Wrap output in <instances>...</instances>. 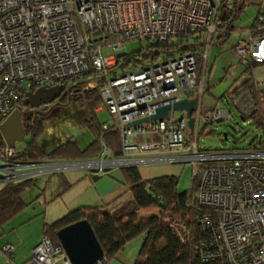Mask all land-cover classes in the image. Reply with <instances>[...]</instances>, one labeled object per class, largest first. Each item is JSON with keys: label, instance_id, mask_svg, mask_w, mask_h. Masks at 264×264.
Segmentation results:
<instances>
[{"label": "built area", "instance_id": "1", "mask_svg": "<svg viewBox=\"0 0 264 264\" xmlns=\"http://www.w3.org/2000/svg\"><path fill=\"white\" fill-rule=\"evenodd\" d=\"M220 5L221 0H0V121L31 86L111 70L126 40L163 42L175 34L202 31L206 51L215 33L227 31L218 17ZM257 22L264 26V14ZM105 46L110 54H103ZM232 48L247 63L264 65V31L236 39ZM196 57L201 58L200 71ZM245 79L247 72L237 84ZM206 88L205 52L183 53L107 75L99 85L100 108L109 115L102 128L118 131L120 153L113 154L99 135L100 150L94 157L23 163L12 161V148L4 144L0 187L66 170L103 175L143 165H188V189L194 192L186 205L199 207L196 223L204 235L195 245L200 261L264 264V148H228L222 141L214 149L198 145L200 133H211V125L228 118L224 105L246 118L254 111V99L247 89L229 87L218 98L221 106L206 110L202 106ZM181 99L194 100L191 129L185 112L172 108L166 118L128 125L150 116L159 105L171 107ZM11 252L10 244L0 247L7 264H13ZM22 264L70 262L63 248L42 234ZM93 264H107V259L102 255Z\"/></svg>", "mask_w": 264, "mask_h": 264}, {"label": "trees", "instance_id": "2", "mask_svg": "<svg viewBox=\"0 0 264 264\" xmlns=\"http://www.w3.org/2000/svg\"><path fill=\"white\" fill-rule=\"evenodd\" d=\"M242 9L243 4L240 3V0H221L218 17L226 26L227 31L225 33L217 32V37H224L233 30V21ZM260 14H264V7L258 8L248 26L253 36H258L264 31L263 24L257 22ZM203 38L204 33L197 31L175 34L163 42L148 39L149 42L145 47L118 55L116 64L111 70L100 73L90 72L62 82L65 91L59 99L61 104L58 106L60 107L67 108L69 106L72 100L69 93L70 87L79 88L76 92H79L78 99L83 101V115H81L78 123L87 130L91 138L90 143L83 149H79L70 140L54 147L45 146L43 143L45 116L39 112L24 111L22 98L26 91L21 92L15 109L20 111L25 141L23 139L24 144L19 151L12 147L9 158L14 162L24 163L39 160L93 157L100 150L99 135L113 154H119L118 131L112 126L103 129L95 112V109L102 104L99 93L101 82L105 81L107 75L122 73L131 70L132 67L144 66L159 58L173 57L183 53L199 54V48L204 44ZM196 60V68L200 71L202 69L201 58L196 57ZM257 63L261 64L260 62H252V64ZM90 79L92 84L88 85L86 82ZM231 87L232 89L238 87L248 89L254 98V111L246 118L238 115L242 120H249L255 131L258 132L251 138L248 147L264 148V91L257 88L252 78L243 80ZM29 89L33 90L34 87L31 86ZM201 131L203 130L201 129ZM3 147L4 142L0 137V152ZM119 171L123 178V184L129 192L130 200L116 203L119 195L100 206L75 208L54 222L43 224L42 234L46 235L51 243L56 245L58 242L55 233L58 229L77 220L85 219L101 247L103 256L107 259V264L123 251L127 243L136 239H140V244L136 257L131 264H218L215 261L201 262L195 250L196 243L204 235L196 223V216L200 212L199 207L193 203L186 205L194 192L193 188L179 193L176 188V178L173 176L161 175L144 179L141 178L136 167L121 168ZM56 174L61 175L62 173ZM33 185L34 179L32 178L0 187V228L31 202V200L28 201L24 198V192ZM69 187L70 184L68 183L60 187L53 199L60 197ZM42 194L43 192L39 193L34 199H38ZM45 204L46 202H43L42 206ZM154 212H157V215L153 214ZM178 229L182 232V237L178 235Z\"/></svg>", "mask_w": 264, "mask_h": 264}, {"label": "rangeland", "instance_id": "3", "mask_svg": "<svg viewBox=\"0 0 264 264\" xmlns=\"http://www.w3.org/2000/svg\"><path fill=\"white\" fill-rule=\"evenodd\" d=\"M240 3L243 4V10L240 15L234 20L236 27L247 26L248 23L255 16L256 11L259 7H264V0H240ZM238 30H232L229 35L222 41L209 43L206 51L204 49L205 45L202 44V47L199 48V53H206L207 69H206V84L209 85L208 92H206L202 97V106L204 109H210L211 107L219 108L220 102L219 97L223 98V94L230 86L234 78L240 77L242 69H244V62H241L240 57L234 52L232 45L236 41ZM149 42L148 39H130L124 42V52L130 53L132 51L138 50L141 47H145ZM103 54H110L111 49L109 46L102 48ZM162 58H159L155 61H159ZM135 69V68H131ZM208 71V72H207ZM253 77L259 83V86L264 90V65L259 64L253 67ZM88 85L92 84V80L86 82ZM75 86H71L69 93L72 96V100L67 108L54 105L48 109L46 118H44V125L49 131H57V141L65 140L68 137L67 134L71 136H77L80 132H83L86 135V139L89 138L88 132L85 129L78 128L77 131L73 130V127L78 126L77 118H80L82 115V99H78L79 92H76ZM254 99V98H253ZM228 118L226 120L217 121L211 125L213 130L211 133L202 132L199 135L198 145L205 149H214L219 146V141H222L223 144L230 148L236 149H250L248 143L251 138L258 134L252 126L251 122L247 119L242 120L235 109L230 105H224ZM255 107V105H254ZM48 108V107H47ZM97 119L101 123L106 121L109 118L108 113L105 109H101L97 112ZM175 116H178L179 113H174ZM53 120L54 122H50ZM62 122V123H61ZM66 128H71L67 130ZM67 131H66V130ZM225 136V138H224ZM25 141V138H24ZM22 142H16L13 145V148L17 151L21 150L23 147ZM140 176L144 179L167 175L173 176L176 178V188L179 193H182L188 190L191 184V171L188 165L182 164H157V165H143L137 167ZM78 171L80 173L84 172L83 170H66L64 174L67 178L73 177V173ZM72 173V174H71ZM86 173V172H84ZM56 173L50 175L49 179L47 175H39L34 179V185L30 189L24 192V198L30 203L17 215L12 217L6 225L3 226L4 235L13 236L14 246H18L20 249L23 247L25 241L29 240L31 237L34 225L41 227L44 223H51L57 218L61 217L64 212L69 211L71 206H73L72 198H77L78 196L84 194L83 185H79L75 190L69 194L66 198H60L57 200H51L54 197V194L57 190L60 189L56 183ZM83 179V178H82ZM89 182V180H85ZM91 181V180H90ZM42 190V191H41ZM43 192V194L38 198L34 199L36 195ZM46 202L44 206L42 203ZM84 201H77L75 206L83 203ZM126 202V201H125ZM86 204V203H83ZM138 214H141L138 212ZM153 214L157 215V212ZM142 215V214H141ZM29 218V219H28ZM26 219V220H25ZM24 221V223H22ZM11 228L10 230H8ZM177 233L182 237V232L178 229ZM22 241V242H20ZM135 241V240H134ZM19 243V244H18ZM136 244L132 242L127 244L123 251L118 253L108 264H131L135 251L133 254L128 253L129 247Z\"/></svg>", "mask_w": 264, "mask_h": 264}, {"label": "crops", "instance_id": "4", "mask_svg": "<svg viewBox=\"0 0 264 264\" xmlns=\"http://www.w3.org/2000/svg\"><path fill=\"white\" fill-rule=\"evenodd\" d=\"M242 10H241V12H242ZM252 20L245 27L239 26V25H238V27H236L235 24H233V30H238L237 31L238 36H236L237 39L238 38L245 39L248 37L249 33L251 34V29L248 26L251 24ZM233 23H234V21H233ZM230 32H228L224 37L223 36L217 37L218 34L215 33L212 37L211 42L215 43V42H219V41L224 40L229 35ZM239 59H241V58H239ZM244 61H243V59H241V62H244ZM251 64H252V62L251 63H247V62L244 63V69H242V72L240 74H242L243 72H247V79L252 78V80L256 83L257 88L263 90L259 86L258 81L256 79H254V77H253V67L255 65H259V63L252 64V65ZM249 65H251V66L249 68H247V66H249ZM206 68H207V61H206ZM237 79H238V77L234 78L233 79L234 83L232 81V83H231L232 85L230 84L229 87L236 86L237 85ZM262 83H264V81ZM207 89H209V85L207 86ZM206 92H208V90ZM100 110H101L100 107L96 108L95 109L96 114ZM80 118H77L78 122H79ZM50 122H54V121L50 120ZM78 128L85 129V128L81 127L79 125V123H78L77 127L75 126L72 129L77 131ZM44 129H45V133H44V137H43V143L47 147H54V146H57L59 144L64 143L67 140H70V141L74 142L75 145L79 149H83L91 141L89 133H88L89 138L86 139V135H84V133L80 132V131H79V134L75 137L67 134V132H66V136L68 138L63 140V141H61V140L57 141V136H58L57 134L58 133L56 130L49 131L47 128H45V125H44ZM66 129L70 130L71 128H66ZM86 132H87V130H86ZM81 158H90V157H81ZM84 172H86V171H84ZM84 172L80 173L78 171H75V173H73L74 176L71 178H67L65 176L64 172L61 175H55L56 176L55 185H57L58 187H63L65 184L68 183V184H70V187L60 197H58L54 200H57L60 198H66L79 185H83V187L85 186L84 187V194H86V195H85V197H83V195H81V196H78L77 198H72L70 200V202L72 201L73 206H71V207H73V208H71L70 210H73V209L81 207V206H100L103 203H106L110 200L115 199L119 195H120V197L118 198V200H116V203H123L125 201L130 200L129 192L127 191V188L123 184V178H122L121 172L118 169H112L111 171H108L107 173H105L103 175H95L91 172H86V173H84ZM48 179H49V177H48ZM86 179L89 180V182L85 181ZM51 200H53V198ZM77 201H84L83 203H86V204L80 203V204H78L79 206H75V205H77V204H75ZM69 211H67V212H69ZM67 212H64L63 215H65ZM22 223H24V221ZM44 224H50V223H44ZM33 228L34 229L32 231L31 237L29 238V240L25 241L23 247H21L20 249L18 248V246H16V247L14 246V244H13L14 242L12 241L13 236L12 235H4L5 232L3 231V227L0 228V247L3 246L4 244H10L11 245L12 252L10 255V260L13 264H22L26 260H28L31 256L32 249L34 248L35 245H37L39 243L40 238L42 237V227H41V230L39 229V226L37 227V225H34ZM10 229L11 228H9L8 230H10ZM135 241H136V244L129 247L128 253H130V254L131 253L133 254V251H135V250H136L135 253L137 254V250H138V247L140 244V239H136ZM135 241H132V242H135ZM20 242H22V241H20ZM132 242H129L127 244H130ZM127 244L125 246H127ZM136 254H135L134 258L136 257ZM134 258H133V260H134ZM0 264H7L5 258L1 254H0Z\"/></svg>", "mask_w": 264, "mask_h": 264}, {"label": "water", "instance_id": "5", "mask_svg": "<svg viewBox=\"0 0 264 264\" xmlns=\"http://www.w3.org/2000/svg\"><path fill=\"white\" fill-rule=\"evenodd\" d=\"M122 53H119V55ZM63 87L62 83L52 84L47 87H35L33 90L26 91L22 98V105L36 108L40 104H48V102L59 95ZM193 105V99H181L173 102L171 107L169 104L159 105L155 107L154 112L150 116L131 121L128 125L132 126L142 122L166 118L169 109L172 108L173 110L185 112L187 126L191 129L192 118L190 117V113ZM0 137L7 148H12L14 143L23 141L25 135L18 109H14L3 121H0ZM55 236L70 264H93L103 255L101 247L85 219H80L61 227L56 231Z\"/></svg>", "mask_w": 264, "mask_h": 264}, {"label": "flooded vegetation", "instance_id": "6", "mask_svg": "<svg viewBox=\"0 0 264 264\" xmlns=\"http://www.w3.org/2000/svg\"><path fill=\"white\" fill-rule=\"evenodd\" d=\"M52 84H56V83H52ZM52 84H48V85H46V87L47 86H50ZM29 90H31V89H28L26 91H29ZM64 91H65V89L63 87V89L61 90V92L59 93V95L56 96L52 101L48 102V104H40L36 108L30 107L29 105H23V107L25 109L24 111H28V112H39V113L43 114V116H45V118H46V113L48 112L47 111L48 110L47 107H51V106L56 105V104L57 105L58 104H61V102L59 101V99H60V97H61V95L63 94Z\"/></svg>", "mask_w": 264, "mask_h": 264}]
</instances>
